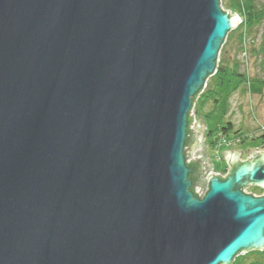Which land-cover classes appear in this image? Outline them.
I'll use <instances>...</instances> for the list:
<instances>
[{
	"label": "water",
	"instance_id": "95a60500",
	"mask_svg": "<svg viewBox=\"0 0 264 264\" xmlns=\"http://www.w3.org/2000/svg\"><path fill=\"white\" fill-rule=\"evenodd\" d=\"M238 23L221 0H0V264L264 251V195L244 193L264 189V153L223 152L225 179H205L203 140L187 161L193 102Z\"/></svg>",
	"mask_w": 264,
	"mask_h": 264
},
{
	"label": "rangeland",
	"instance_id": "374dc122",
	"mask_svg": "<svg viewBox=\"0 0 264 264\" xmlns=\"http://www.w3.org/2000/svg\"><path fill=\"white\" fill-rule=\"evenodd\" d=\"M234 1L221 0L223 10L229 12L231 17H237L239 23L228 34L220 51L217 67L219 73L216 71L208 79L193 102L190 112V118L193 117L191 130L198 131L194 127L201 119L204 133L198 139L199 148L187 159L191 162L202 157L196 154L202 150L200 146L203 140L212 167L211 174L207 175L225 178L229 169L223 152L241 153L238 159L242 163L248 162L252 155L264 153V22L253 31L250 37L252 41L247 38L245 43H241L238 27L244 20L246 0H238L242 12L234 7ZM228 122L232 123L233 130L224 135L222 127ZM196 127L201 128V124ZM186 154H190V151H186ZM245 192L255 197L264 195L262 188L253 191L249 187ZM233 264H264V251L240 254Z\"/></svg>",
	"mask_w": 264,
	"mask_h": 264
},
{
	"label": "trees",
	"instance_id": "16d2710c",
	"mask_svg": "<svg viewBox=\"0 0 264 264\" xmlns=\"http://www.w3.org/2000/svg\"><path fill=\"white\" fill-rule=\"evenodd\" d=\"M234 7L238 8L240 12H242L240 2L238 0L234 1ZM263 22H264V2L262 0H246L244 20L242 21L241 25L238 27V29L240 30V35H239L240 42L245 43L247 38L251 39L250 37L252 36L255 28L261 26ZM252 40L253 39H251V41ZM218 73L219 70L217 71V74ZM232 130H233V125L231 122L230 123L228 122L227 124H225L224 127H222V132L224 133V135H228L229 133H231ZM209 134L211 135L212 133ZM191 166L195 167L197 170L200 169V165L198 164H192ZM252 190L257 191V188H252Z\"/></svg>",
	"mask_w": 264,
	"mask_h": 264
},
{
	"label": "bare ground",
	"instance_id": "6f19581e",
	"mask_svg": "<svg viewBox=\"0 0 264 264\" xmlns=\"http://www.w3.org/2000/svg\"><path fill=\"white\" fill-rule=\"evenodd\" d=\"M208 159H209V155H208ZM209 160H210V159H209ZM209 162H210V161H209ZM189 163H190V162H189ZM209 176H210V175H207L205 179H206V180H209L210 177H211V176H210V177H209ZM221 178H222V179H225V177H221ZM247 189H248V188H247ZM250 189H251V188H250ZM245 190H246V189H245ZM245 190H244V193H246ZM252 195H253V194H252Z\"/></svg>",
	"mask_w": 264,
	"mask_h": 264
},
{
	"label": "built area",
	"instance_id": "2783aa9c",
	"mask_svg": "<svg viewBox=\"0 0 264 264\" xmlns=\"http://www.w3.org/2000/svg\"><path fill=\"white\" fill-rule=\"evenodd\" d=\"M196 192H197L198 194H200V193H201V190H196Z\"/></svg>",
	"mask_w": 264,
	"mask_h": 264
},
{
	"label": "flooded vegetation",
	"instance_id": "af4514ba",
	"mask_svg": "<svg viewBox=\"0 0 264 264\" xmlns=\"http://www.w3.org/2000/svg\"><path fill=\"white\" fill-rule=\"evenodd\" d=\"M250 188H255V187H250Z\"/></svg>",
	"mask_w": 264,
	"mask_h": 264
}]
</instances>
